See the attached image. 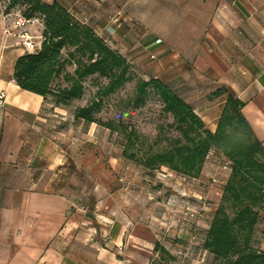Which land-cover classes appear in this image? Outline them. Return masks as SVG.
<instances>
[{
    "label": "crops",
    "instance_id": "1",
    "mask_svg": "<svg viewBox=\"0 0 264 264\" xmlns=\"http://www.w3.org/2000/svg\"><path fill=\"white\" fill-rule=\"evenodd\" d=\"M42 1L67 8L133 64L145 67L153 55L196 61L203 81L216 77L244 102L243 115L264 145V0ZM7 6L0 2V264H148L156 242L147 227L131 228L76 199L75 175L93 172L96 158L79 154L81 139L61 105L17 82V62L41 48L44 22L21 28L25 6ZM119 9L123 22L112 24ZM227 96L217 116L208 114L217 119L213 131Z\"/></svg>",
    "mask_w": 264,
    "mask_h": 264
},
{
    "label": "trees",
    "instance_id": "2",
    "mask_svg": "<svg viewBox=\"0 0 264 264\" xmlns=\"http://www.w3.org/2000/svg\"><path fill=\"white\" fill-rule=\"evenodd\" d=\"M7 2V12L25 6L22 14L44 22L41 48L19 58L15 77L25 89L46 98H56L57 105H68L85 95V82L98 76L108 83L90 103L77 109L76 119L101 123L125 139L123 156L149 170L162 167L199 178L210 152L223 153L232 163V172L214 215L205 248L224 264H264V250L259 247V224L264 212V145L256 137L242 112L244 102L227 91V100L215 131L207 128L195 108L160 77L139 78L128 106L144 107L152 94L163 104L165 114L174 118L173 126L183 138L158 149L148 143L136 127L123 121H100L96 113L103 98L117 93L136 78L133 63L112 48L90 25L78 20L58 2L42 0H0ZM75 66L74 71L69 70ZM63 76L69 84L55 85ZM221 92V90L219 91ZM155 252L163 255L149 264H170V251L157 241Z\"/></svg>",
    "mask_w": 264,
    "mask_h": 264
},
{
    "label": "rangeland",
    "instance_id": "3",
    "mask_svg": "<svg viewBox=\"0 0 264 264\" xmlns=\"http://www.w3.org/2000/svg\"><path fill=\"white\" fill-rule=\"evenodd\" d=\"M147 63L145 67L134 63V81L102 99V109L96 113L101 122L121 120L126 125L134 126L148 143L158 149L183 138L173 126V116L163 112V104L155 94L140 109L128 106L138 79L158 76L193 105L207 128H215L217 119H209L208 114L213 112L216 115L221 110L227 87L216 77L207 83L203 81L200 73L196 72V61L183 57L166 60L157 56L149 58ZM74 68L70 66L69 70L74 71ZM107 83L106 78H88L83 98L75 99L68 105L61 104L67 122L74 125L71 129L81 139L79 154L83 156L92 151L96 158V162L94 160L92 163L96 168L93 172L82 168L75 175L80 185L76 198L79 204L95 213L107 212L131 228L147 227L153 241L162 242L170 251L171 257H166L170 264H224L204 244L232 172L231 161L214 149L207 158L201 176L193 178L169 167L149 170L125 158L123 134L112 132L97 122L82 121L78 127L76 125L77 109L95 99L98 90ZM68 84L63 76L55 80V85ZM49 100L56 104L55 97L51 96ZM262 217L264 219V212ZM263 223L262 220L259 224L258 238ZM146 255L148 264L151 260L163 258L162 254L150 249Z\"/></svg>",
    "mask_w": 264,
    "mask_h": 264
},
{
    "label": "built area",
    "instance_id": "4",
    "mask_svg": "<svg viewBox=\"0 0 264 264\" xmlns=\"http://www.w3.org/2000/svg\"><path fill=\"white\" fill-rule=\"evenodd\" d=\"M110 22L112 24H121L124 19V12L122 10H117L113 15L110 16ZM40 22V19L38 17H27L23 14H19L17 17V25L21 28L26 29L29 25H34ZM28 47L30 48H36L35 44L33 41H29L26 43ZM153 58L155 57L154 55L152 56ZM6 97V92H1L0 93V100H4Z\"/></svg>",
    "mask_w": 264,
    "mask_h": 264
}]
</instances>
